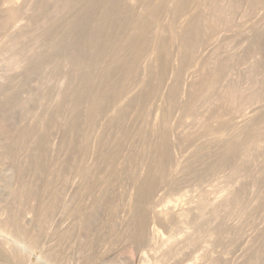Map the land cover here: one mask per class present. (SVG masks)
Instances as JSON below:
<instances>
[{"label":"rangeland","instance_id":"374dc122","mask_svg":"<svg viewBox=\"0 0 264 264\" xmlns=\"http://www.w3.org/2000/svg\"><path fill=\"white\" fill-rule=\"evenodd\" d=\"M5 1H7V0H5ZM8 1H13L15 3L17 2L16 3V9L18 11L17 12L18 15H16V16L18 17V19L16 17L14 19L15 21L13 20L14 24L13 23L12 24L14 26L13 25L9 26L8 30L6 29L4 31V33H2L3 31L0 32V36H1L0 37V152H2L1 149H3L4 146L8 145V143H10V141L15 142L16 138H19L18 140H16V142L20 140V137H17L19 135L20 128H21V131L23 129L22 127H24V129H26L25 128L26 126L31 127L33 129L29 128V129H31L32 132L27 138H25L26 141H28V143L26 144V142H23L21 144L22 146H25V145L26 146L25 147L18 146V148L15 150L16 156L14 157V159L16 158V160L11 158L12 160H14V162L8 161V160H10V158L5 159L2 155V153H0V155H1L0 156V197L2 198V200H4V198L6 196H8L9 192H6L3 190L5 183L10 184L9 187L12 188V189L10 188L11 191L12 190H18L20 188V185H19L20 182L17 181V180H19V179H17L18 176L16 173H15V175L13 174V170L15 167L20 168V166L22 165L21 168L25 169V172H26L24 175L25 179L23 178L22 184L26 185V186L31 185L32 186L31 189L36 191V193H35V191H33L35 194V195L33 194V196H35V198L37 197L38 201H39V202L37 201V198L35 200V198L33 196H32V198H29L30 199V200L28 199L29 204L27 203V201L25 202L26 205H24L25 206V208L23 210L24 212L26 211V209H27V212H30V213L32 212L33 208H34V210L35 209L37 210V208L39 207L38 204L44 203L43 200H48L46 202V204L51 205L53 200H54V199H52L51 196L54 193H56L57 189H58L57 191H60V193L57 192L56 194H58V195H56V194L55 195L58 197L61 196L62 198L65 199L64 200L61 197H59L60 204H58L59 203L58 201L56 204V208H57L58 212L57 211L54 212L56 215L53 214L54 216L52 215L53 218H51L52 219L51 221L53 224L51 223V225H49L50 228H52V229H50L47 226L49 229L47 228L48 230L46 232V227H45V229H43L41 231L42 234L40 233V230L38 232H37V230H35V228L39 229V228H37V226H35L36 223L38 225V220H37L38 218H36V216H37L36 212L33 213V215L35 214L34 215L35 217H31V216H33L31 214H30V216H27L25 214L26 212L23 213L26 215L25 220L27 222V223L24 222V224H26V225L28 224L29 228L30 229L32 228L30 232L35 233V231H36V234H41L39 244H38L39 249H36L34 251L35 253H33L31 259L28 260V262L26 261V263H28V264H33V263L34 264L35 263L40 264L41 259L39 256H41V254L44 253L43 255H48V253L51 252V253H49V255H50L54 251L56 252V250H58V249L62 250V251H60V250L58 251L61 255L60 256L61 260L59 259L60 263H59V260L56 261L55 262L56 264H85V263H87L86 260L87 261L89 260L88 264H209V263H211V264H250V259L252 257H254V254L256 253L255 256H257V254L261 255V252L263 255L262 258L264 259V251H263L264 250V246H263L264 245V176L263 177L260 176L261 174L259 172V170H261V169H259L261 167V162L264 161V159H263L264 153L262 152L263 156H260L262 154L259 153L260 155L257 156L259 160L257 162H254V163L248 164L246 162H243L244 161L243 158H241V156H239L235 162L233 161L232 163H230L229 164L230 166L228 165L227 168L225 170H223L221 173L220 172L219 173H213L211 170H210V173H208L209 171L206 172V170L209 169L211 163L215 160L214 157H217L219 155L218 153H221L222 149H223L222 151H224L225 148L226 149L232 148L235 144L241 143V146L247 148L248 150H252L255 148L256 144H258L264 138V129H262V127H264V125L262 123H260L263 121L262 118H264V0H190V4H189V7L187 9L186 15L182 16L181 14H179V15H177V18H174L173 13H171V9L175 4V0H166L165 5H166L168 11L165 10L166 13H163V15L161 16L162 18L160 17V20L158 21L159 27H158L157 33L160 36H163V37L169 39L170 38L169 35H171V32H172L171 28L173 26H174V28L176 27L175 30H177V29L183 27V25L186 24L188 19L190 20V19H193V18L198 17V16H201L200 17L202 20L201 24L204 23L202 26L207 27L206 31L208 29L207 32L209 34L207 32H205V34L207 33L205 35L206 37L204 36V40H202V42H201L202 44H200L201 47H199L197 50L198 52H196L194 54V57L192 56L193 58L190 59L185 66H183V69L181 72L182 83L180 81L181 88H179V90H181V92H180L181 97L179 99L180 103L176 107V109L173 110L171 115H167V113H166V106H168V105L166 104L167 101L165 100V98L167 99V97L164 98V96H166V92L169 95L170 91L168 92V90L172 86V84H171L173 82L172 78H175V76L173 77V72H176L175 71L176 69H174V67L176 66V64H177V69L180 66V65H178V63L180 64V62L178 61L179 57L176 56V54L177 55L179 54L178 40H176L177 42L174 40L175 44L173 42L174 46L172 45L173 48L171 50V54L173 53L175 56L172 54L173 56L171 57V55H170V57H169V64H171V65H170V68L168 66L170 72L169 71H167V72H169V74H166L169 76H166L164 78V80L166 79V81H164L165 85L163 84L162 88L161 89L159 88L160 95L157 93L158 95H155L157 98L155 96L153 98L151 97L152 101L151 100L148 101V104L146 106V109H147L146 112L147 113H149L148 109L149 110L151 109L150 113L148 114V117L143 116V118L145 117L147 119L146 120H145V118L144 119H138V118L142 117V116L139 117L138 115L143 110H140L141 109L140 107L138 110L139 105H136L137 103L132 105L134 108L130 107V110L128 111L129 113H127V115H126L127 118H125V123L123 125L124 130L128 129L129 134L126 138H123L121 140V141H123L121 143H122V146L124 149L122 148L121 154L119 155L120 157L118 158L119 159L118 165L120 166V167L119 166L118 167H119V169H121L120 170L121 172L119 175L120 179L118 178L119 179L117 182L118 184H116V182H115V184L113 183L112 185H109L108 183H106V179L103 181V179L105 177L108 179V177L106 176L108 170H107L106 164L104 162L98 161L99 155L97 157V156H95V154L98 152V149H97L98 140H97V138L98 137L100 138L101 134L102 135L104 134V136H105V134L107 135V137L102 136L105 138V140H106V138H109V140L107 139L105 142L108 144L106 145L104 143L105 145L103 146V150L105 152L114 151L117 147L115 145L117 141H115V140H118L120 138V136H121L120 132L121 131L119 129H117V131H116V128H114V129L109 128V129H107V132H106V128H107L106 124L109 121V119H111V116H114V113L115 114L117 113L116 110H118V105L116 104V107H115V104H111V107L109 106V108H108L109 110L107 109V113L105 112V115L101 116L100 120H97L96 126L94 128L89 127L88 124H86L87 121L85 122V119H88L87 117L91 116L90 115L91 114L90 107H89L90 101L88 102V100H89L88 98H85L84 103L80 102L81 104L79 107L76 106L77 110L76 109L73 110V111H76L75 113L72 111V109L75 108L74 104L76 103L75 105H78L77 102L75 101V98H74L75 92H76V94H82L83 95L84 94V88H85L84 84L81 81V78H79L80 77L79 72L76 71L77 65L85 66V65H83V63L86 64L85 62H87L91 58L90 54H92L91 53L92 50L90 49V47L92 45L90 46V44L93 41H92V38L89 36L90 34H88L86 36V39L84 41H82V46H80V48L77 51H75L76 53L73 52L72 58H69L70 56L67 53V52H69L67 47H62L65 45L59 43L60 40L65 36L67 37V40L69 39L67 42H72V39L74 40V35L70 34V32H68L66 30H67L68 25L71 22H73L75 19H77V17L79 16V13H80L79 8L74 9L73 12L72 11L69 12L66 10L64 11L63 5L61 2H59V0H38V2H37V0H16V1L15 0H8ZM105 1H107V0H105ZM133 2L130 6L132 7L133 16L135 18H137L138 16H140V14L143 15V13H144V15H145L146 8L144 7V5L148 7V4L150 2H152L150 4L155 5V3L158 4L159 1L157 2L155 0V3H154V0H150V1H147V2H149L148 4L145 0H134ZM145 2L147 5L145 4ZM20 4H21V6H20ZM133 5H135V6H133ZM170 7H171V9H170ZM144 8H145V11L143 10ZM78 11H79V13H78ZM99 12L100 11H98L96 13L95 17H98V14H100ZM171 16L173 17V19ZM19 22H20V24H19ZM92 22L93 21L90 22L89 27H88L89 32H91V30H92V26H93ZM16 23H18V24H16ZM21 24L24 26H22ZM19 25H21V26H19ZM10 27H11V29H10ZM14 27H16V28L14 29ZM17 27H19V28L17 29ZM49 27H52V35L50 36V38H47V37H45L44 33H45V30ZM19 29H20V31H19ZM129 30H128L127 34L133 33V31H135L134 27L130 28ZM7 31H9V33H11V34H9ZM66 32H68V33H66ZM14 33H15V35L19 36L18 39L19 38L25 39V40L21 39L23 41L22 46H25V49H24V47H22L23 52H25V53L21 52L22 57L20 56L21 59L19 58L18 65H14L16 67V69H15V67H13V65L11 66V64H9V62L11 60L9 58L11 57L12 51L14 50L12 48V47H14L13 44H9V43H11V42H9L10 41L9 36H11V35L13 36ZM7 35H9L8 38H5V37H7ZM3 36H4V38H3ZM20 36H23L24 38L20 37ZM6 40H8V41H6ZM121 41L123 43H121ZM119 42L124 45V44H126V39L120 40ZM86 43H90V44H86ZM105 43H106V40L103 39L101 44L104 45ZM5 44H6V46H5ZM51 44L57 45V49H56L55 53L53 54V56H51V58H49V60L45 61V63L42 64L43 66H41V68L39 69V71H37V73L36 72H34L32 74L27 73V67L26 66L29 65V63L35 57L34 54L36 53V54L42 55V54L51 53V50H50ZM84 44H86V45H84ZM121 44H119V46H121ZM251 44L253 45L252 46L253 48L251 47ZM259 45H260V47H259ZM247 46H248V48H247ZM6 47H10V49H12V50L10 51V49L6 48ZM31 48L34 50H32ZM118 49H119V47L115 51H114V49H111L113 51L114 55L117 54V56H118V51H119ZM248 50H250V51H248ZM32 51L35 53H32ZM112 51H109L107 53L108 57H106V60H104V62H103V65H105L104 67H106L105 69L109 68L111 66V64L115 63V61H117V59H118V57L116 55L115 56L111 55V54H110L111 56L109 55V53L110 52L112 53ZM114 52H116V53H114ZM31 53H32V55H31ZM23 54L25 57L23 56ZM25 54H27V55H25ZM30 56L31 57L33 56V58H31ZM170 58H171V60H170ZM172 58H174V59H172ZM175 58H177V59H175ZM7 59H9V60L7 61ZM27 59L29 60L28 64H27V62H28ZM107 59H108V61H107ZM113 59H115V60H113ZM150 59L151 58H148V56H146L145 59L143 58L142 61L139 63V66L136 68V72L137 71L138 72L135 74H137V75L139 74V75L138 76L134 75L133 78H130L128 80L129 82L128 81L126 82V86H127L126 88L127 89L125 92V98L121 100L122 102L126 101L125 104H127L129 102V100L132 97H134V95L136 93L138 94L140 92L141 81L149 79L153 69H155L154 71L157 72V70H156L157 65L155 66V63H153L154 61L152 59H151V61H149ZM175 60H176V62H175ZM107 62H108V64H107ZM174 62H175V64H174ZM223 63H228V65H229V67L227 69L228 71L226 70L227 73L224 72L225 75L222 74L223 75L222 77L223 78L225 77L224 79H222V78L219 79V81H221V82L218 81V83H220V84L217 83L218 86L216 89V97L213 99V101L207 102L205 100L206 97L204 95H202L205 93L204 90L199 92V94H201L200 96H198L199 95L198 93H195L191 96V94H190L191 87L190 86H192L193 83H195V81L196 82L199 81L198 83H200L199 85H200L201 89L207 88L209 84H213V81L214 80L216 81V79H214L216 77H214V76H216V75L218 76L219 70L221 69L219 67V65L222 67ZM73 64H74V66H73ZM108 65H110V66L108 67ZM22 67H24V70ZM25 67H26V69H25ZM102 67L103 66H101V68L98 70V73L96 71L92 76V80H93L92 82H94V84L92 83V85L94 87L97 85L95 87L96 89L99 86V83L98 84H96V83H97V81L99 82L101 72H102L100 70H102V69L105 70ZM152 67H154V68H152ZM216 68L218 70V73H216L217 72ZM19 69H21V70H19ZM17 70L19 71V73ZM24 71H26V73H27L26 76L24 73H22ZM99 71H100V73H99ZM76 72H77V74H76ZM28 74H29V76H28ZM174 74L176 75V73H174ZM213 74H215V75L213 76ZM117 75H119V74H117ZM117 75H115V78H113L114 77L113 76L112 77L113 79L112 78L110 79V81L107 83V86L116 84L117 80L120 77V75L118 77H117ZM138 77L139 78L141 77V78L139 79ZM212 77H213V79H212ZM67 79H73V81H75V83L73 85L74 89L72 88L71 90L65 92L63 90H65V81H67ZM136 79H138V80H136ZM192 81H194V82H192ZM174 82H175V79H174ZM206 84H207V86H206ZM93 86L91 88V89H93V90H91V93H92V91L93 92L96 91V89L93 88ZM168 86H170V87L168 88ZM150 87L152 89L154 87V85H152ZM128 89L130 90L129 92H128ZM137 90H138V92H136ZM70 91H73V92L69 93ZM162 91L164 92V94ZM61 92H62V94H63V92H65L67 96L64 94L62 95ZM10 93H16L18 95L17 96V102L14 104H11V105L7 104V101H6V97ZM185 94H186V96H185ZM189 94H190V96H187ZM72 95H73L74 99L71 97ZM59 97H61V98H59ZM129 97H130V99H129ZM58 99L61 102L64 99L62 103H59V105L63 107V109H60V112H57V111H59V108H62V107L56 105L59 102ZM125 99H127L128 101ZM73 100L75 101V103L73 102ZM86 100H87L88 104L86 103ZM72 104H73V107H72ZM55 106H58L59 108H57ZM148 106H150V107H148ZM113 107H115V108H113ZM81 108H83V109H81ZM78 109H80L82 111H80ZM68 110H70V111H68ZM77 111L80 112L78 114L79 115L78 117H80L81 118L80 120L84 121V122H81L79 120L82 123V124L80 123L81 125H79L81 129L79 128V133L77 135L74 134V136H73V133L70 132L71 130H69V128H67V126L69 127V125H67V123H69V122L71 123V121L74 118V115L77 114ZM109 111H111V112H109ZM112 111H114V112H112ZM73 113H74V115H73ZM70 114H72V115H70ZM50 116L53 119L55 118L54 120H52L53 122L51 124H53V125L51 128H50L51 124H49V122H48L49 126L47 125L48 120L46 119L47 117H50ZM212 117L213 118L215 117L214 119L217 118L216 119L217 121L215 120L216 123L214 121H211ZM204 118H206V119H204ZM213 118H212V120H213ZM218 118H220V120H218ZM39 119H41V120H39ZM102 119H104V120H102ZM200 120L202 122L207 121L209 124H211V122H212L211 125H213V127L215 128V132H216L215 133V136H216L215 141L213 142V144H211L210 147L207 145V143H206V146H208V147H206V146L204 147V145H205L204 141H206V140L203 138H204V136L206 137V135L204 133V135L201 136L203 134L202 131H203L204 127H202L203 126L202 124H201V126H198V125H200V124H198L201 122ZM193 121L194 122L196 121L197 125ZM198 121H200V122H198ZM254 121H257V123L256 122L254 123ZM99 122H100V125H97V124H99ZM207 122H204V124L205 123L208 124ZM83 123H85L86 125ZM191 123L194 124V126L196 128ZM224 123L227 125L224 126ZM234 124H235V126H234ZM43 125L47 128L49 127L48 128L49 129L48 135H50L47 138L48 141H46V150H47L48 154L44 155V158L47 155L46 161H44V162H46V164L48 166L46 167L45 166L46 164L44 165L46 167V170L43 171V172H45V174L40 173L39 177L37 178L38 174L36 173L37 176L34 175L35 174V171H34L35 165H34V167H32L33 163L34 164L36 163V160H34V158H37V157L36 156L34 157L35 154L32 153V152H34V149H31L33 147L31 145H34V143H32V142L35 141L34 139H36V137L40 134V133L37 134V132H40L41 129H43ZM97 126L99 127V129ZM250 126H253L255 128L254 132H253L254 135L249 130ZM100 127L101 128L103 127V128L100 129ZM140 127L142 128V130L143 129H145V131L147 130L149 132V133L147 132V134L151 133V135H152L151 130H153V129L166 128L169 131L168 135H169V138L172 139L171 142L173 144V146L171 148L172 149L171 150L172 151L171 152L172 158L173 157L175 158L177 156V159L180 160L179 161L176 158L175 159L173 158L175 160V161L173 160L174 164L178 165L180 162V164L178 165L179 170L177 168H175L174 164L172 163L173 166H172V169H170V171H172L175 168L176 170L174 169L173 171H176V172L179 171L180 172V171H184L185 169H183V168H187L188 165H189L188 166L189 168L192 167V168H190V169H192V170H190L192 172L188 171L189 168H187V170L185 171L186 173L184 172V174H183V172L182 173L177 172L178 173L177 174L176 172L172 171L171 173L174 175H172L170 173V176H174V177H170V180L167 179V181L168 180L170 181V183L168 182V184H170L171 187H170V185H168L169 187L167 188V183H166V185L163 184L161 186L160 185L158 186L156 193L153 196L154 201L152 200L153 204L157 200L155 202L156 205L154 204L155 207H157V208H155V210L153 208L149 211V214L153 213L152 215H150L151 217L148 215L149 218H153L155 216L152 220L151 219L149 220L150 222L147 225V230H150L151 233L149 231V233H150L149 234L148 231L146 230V232H147L146 241H149L148 243H150V244H148L146 241H144L143 243H140V244H136V243L134 244L129 239V238H131V234L129 232H132L131 230H133V225H130V224L131 223L133 224V222H131V221H132V219L134 220V218H135V217L133 218V213H132L133 212V209H132L133 208L132 207L133 202L132 201L136 197V193H137L136 186H135L133 178L131 176L135 175L136 173H137L136 176H140V177L143 176L146 172V169L148 167L147 163L149 161V159L147 160V156H146V154L148 155L147 151H146L147 153L145 154L146 158H142L144 156L143 153L145 152V150H147V147H144V146H147L146 145L147 143L146 142L144 143L145 139H142L137 135L138 130L141 129ZM95 128H97L96 131H95ZM192 128H194V129H192ZM89 129H90V131H89ZM93 129H94V132H92ZM103 129H104V131H103ZM219 129H220V131H219ZM221 129L223 132L221 131ZM196 131H199V132L196 133ZM200 131H201V133H200ZM35 132H36V134H34ZM117 132L119 134H117ZM192 132H194L193 133L194 135L198 134L199 136H196V137H199V139L202 137L200 140H203V142L200 141L196 137H192L193 136ZM203 132H205V131H203ZM32 133H33V135H32ZM109 133L110 134L112 133L113 137L111 135H109ZM131 133H133V134H131ZM188 133L191 135L192 140L195 139V142H193L194 140L192 141L189 138L190 135L188 136ZM86 135H90L89 138H87ZM186 135L188 138L185 137ZM249 135H251V136H249ZM148 136H149V138L151 137L150 139L153 138V136H150V135H148ZM227 136H228V138H227ZM33 137H34V139H33ZM84 137H85V139L87 138L86 141H89L88 143H90V147H91V149H89L90 155L87 154L85 158H83V156H81L78 153L76 155H74V152L76 153V148L78 146L82 145L84 142H86ZM251 137H252V139H251ZM136 139H137V141H136ZM140 139H142L143 141ZM182 139L183 140L185 139V141L191 140V143L188 144V142H187L186 144H184ZM93 140H95V141H93ZM222 140H223V143H225V141H226V143L223 144ZM257 141H258V143H257ZM140 142H141V144H140ZM227 142L228 143L230 142V143L228 144ZM24 143H25V145H24ZM76 143H77V145H75ZM182 143L184 146H181ZM29 144H31V145H29ZM93 144H94V146H93ZM179 144H181V145H179ZM185 145H188V146H185ZM223 145H225L226 147ZM227 146H229V147H227ZM181 147H182V149L184 148L185 150H181ZM27 149H28V151H27ZM199 149L201 150V152H200V154H198L197 157H200V158L195 159L194 154L197 153L196 151ZM204 149L206 150V152ZM218 149H220V150H218ZM30 150H31V152H30ZM174 150L175 151L177 150V151L175 152ZM139 151H141V152H139ZM28 153L29 154L32 153L33 155L31 156V154H30V156H29ZM139 154H141V157H138ZM184 154H186L187 156ZM26 155L28 156V158H31V159H29L28 163H27L28 159H27ZM203 155L204 156L207 155V156H205L206 159L204 158ZM17 157H19V158H17ZM95 157H97L98 160L94 159ZM128 158L131 159L132 162H126L128 160ZM141 158H142V160H141ZM203 158H204V160H203ZM145 159H146V161H145ZM81 160H84L85 162L81 161ZM134 160H135V162H134ZM93 161H95V162L92 163ZM96 161L98 162L97 164H95ZM24 162L27 163V165ZM140 162H142V163H140ZM175 162H177V163H175ZM12 163H14L15 166H13ZM15 163H17V164H15ZM79 163L82 166L81 168H80V166H78ZM91 163L93 164V167H92L93 170L90 168ZM129 163H131L132 165L134 163L135 164L134 168L132 167L131 164H130V166L132 168H130ZM187 163H188V165H187ZM75 164H76V166H75ZM94 164L98 168L97 171H94V169H96ZM182 164L185 166L183 167ZM61 165L62 166L64 165V166L61 167ZM51 166L53 167V170H55L54 173L57 172L58 170H61L59 168H64V169L66 168L67 169V170L62 169V170H64V174L66 176V179L64 176L63 180L64 179L65 180L63 182H60V181H62V179H60V178L57 180V174L56 173L54 175H53V173H49V172L53 171ZM74 166L76 167L77 170H75ZM77 166L79 169L77 168ZM98 166L99 167L101 166V169ZM180 166H182V168ZM143 167H144V169H143ZM88 168L91 169L90 171H91V174L93 175V176L91 175V177H93V179L90 177L91 180H89V182H91V183L88 182L89 185L83 179L84 175L87 172L86 170H88ZM180 169H182V170H180ZM193 169L196 170L197 172L200 171V173H202V174L204 173V174L203 175L201 174L202 177L201 176L199 177L200 173L198 174V176L197 175L193 176V174H192V173H194ZM80 170L82 172L79 175L78 173ZM10 171H12V172L10 173ZM92 171H94V172H92ZM187 171L190 172L191 174L187 173ZM201 171H203V172H201ZM83 172H84V174H83ZM131 173H132V175H131ZM175 173H176V175H175ZM50 174L53 175L54 178L55 177L56 178L55 179L52 178L53 176H50ZM11 175H13V176H11ZM101 175H102V177H101ZM204 175H206V176H204ZM50 178H52V180H50ZM171 178H173V180ZM47 179L49 181H51L50 182L51 184L50 183L47 184ZM254 179H256V180H254ZM9 180H10V182H9ZM201 180H203V181H201ZM23 181L24 182L27 181L26 182L27 184H24ZM82 181H83V183H82ZM252 181H254V182L257 181L258 183L260 181V183L257 184L256 186H254V183ZM54 182H57V184L56 183L54 184ZM202 182H203V184H202ZM92 183L95 185V186H92L93 188L91 187L94 190V192L91 189L92 196L91 197H90V195L86 196V195L91 194V193H87V194L85 193L84 194L83 191L86 192L87 187H90ZM80 184H81L82 188H80ZM99 184H100V186H98ZM106 185H109V186H107L108 188L106 187ZM182 185H184V186H182ZM115 186H117V188H115ZM174 186L176 188H174ZM240 186H242V187H240ZM44 187H48V189H46ZM55 188H56V190H55ZM38 189H40V190H38ZM63 189H64V191L65 190L66 191L63 192ZM102 189L103 190L107 189L106 191H109L107 193L111 197L110 201L111 202L114 201L113 205L115 207L117 204L118 207H116V208L119 209V211L117 210L119 212V214L117 212H116V214H118L117 216H119L120 218L119 217L115 218L116 215H115V217L111 216V214L109 213V210H108V208H109L108 206H106V208H104L105 206H103L104 205L103 202H105L106 205H108V204L106 203L107 202L106 199H105V201L102 200L103 199V197L101 196V195H103ZM231 189H233V190L234 189L235 190L244 189L243 193H245V197H244L245 198V202H244L245 205L243 206V208H234V209L229 211L228 209H226L225 206L223 207V203L225 202V199H224L225 192L227 190L231 191ZM45 190L47 191V193ZM37 191H39V192H37ZM52 191H54V192H52ZM77 191H79V192H77ZM230 191H228V192H230ZM3 193H5V194H3ZM49 194L51 196H49ZM59 194H61V195H59ZM81 194L82 195L84 194L85 196H82ZM3 195H4V198L2 197ZM122 195H124V196L122 197ZM243 196H244V194H243ZM98 197L100 198V200H102L101 201L102 202V205H101L102 206V209H101L102 212L99 213L101 211L99 208L100 211H98V213H97V216H96L97 219L95 218L96 220H94L93 224H91V225L86 224V226H87L86 227L85 223L82 222V216H79V214H74L73 212H75V209L79 210L82 205H83L82 207L87 210L88 208H90V206H92V204H94L93 202H96L99 200ZM101 197H102V199H101ZM115 197H118V198H115ZM6 198H7V200L6 199L5 200L7 202L5 201L6 202L5 204H7V205L4 204V201H2V203L5 206L11 205L10 204L11 201L8 199V197H6ZM41 198H42V200H41ZM50 198L52 199V201ZM80 198H81V200H80ZM96 198H98V200ZM121 199L123 200L122 204H121V201H122ZM78 200L80 201V203ZM86 200H89V201L86 202ZM171 200H177V202H171ZM204 200L208 201V202L210 201L209 203H211V202L214 203V206L216 205V207L218 205L219 209L217 210V214L215 217H209V216H211L209 211L204 213V214H206L205 215L206 219H209V218H211V219L207 220L210 222L206 225L205 223H203V222H207L206 219L204 218V220L202 221L203 224L200 226L201 231H199L200 232L199 233L197 230V226L195 225L196 222L199 220L198 219L199 217L197 218L196 216L200 215V211H199L200 209L198 210V207L200 208V203L203 202ZM73 201H74V204H73ZM75 201H76V203H75ZM48 202H49V204H48ZM71 202H72V204H71ZM85 204H86V206H85ZM89 204H90V206H89ZM76 205H78V206H76ZM29 206H30V208H29ZM73 206H75V207H73ZM160 206L161 207L163 206L161 208V211H160ZM1 207H2V205H0V211H2V210L5 211L8 209L7 207H5V209L1 210ZM4 207H2V208H4ZM11 207H12V205L10 206L9 209H11ZM67 207H69V208H67ZM28 209H30V210L28 211ZM11 210L16 211V208L15 209L13 208ZM11 210H9V211H11ZM83 210L81 209L79 211L84 212L85 210L84 211ZM107 210H108V212H107ZM126 210H127V212H126ZM157 211H158V215H159V212H161L160 214H163L165 216L164 217L163 215L162 216L159 215V217L161 216L163 218V219L160 218V220L162 219L163 221H160L159 217H157L158 219H156V216H158V215H154V214H156ZM167 211H169V212L167 213ZM198 212H199V214H198ZM0 214H2V213H0ZM105 214H108L110 216L109 220H108L109 217ZM184 214H185V216H184ZM204 214H203V216H204ZM207 214H210V215L207 216ZM6 216L7 215L5 214L4 217H6ZM186 216H188V218L193 217L192 219L197 218L194 220L195 224L193 222H191L193 220L189 219L190 220L189 221ZM4 217L2 216V218H4ZM27 217H28V219H27ZM111 217L113 218V220ZM169 217L172 220L174 218L175 222L174 221L173 222L174 223L177 222L176 223L177 225L174 224L170 220ZM102 218H104V219H102ZM114 218L117 221L116 220L114 221ZM0 219H1V217H0ZM32 219L35 220V222H33ZM64 219L66 221H64ZM128 219H131V220H128ZM166 219L169 222H167ZM25 220H23V221H25ZM72 220H73V222H72ZM124 220L128 221V222L126 223V222H124ZM184 220H185V222L186 221L187 222L185 223ZM111 221H114V225H112V226H110L111 224H108V222L112 223ZM164 221H166V222H164ZM50 222H49V224H50ZM162 222H163V224H162ZM170 222H171V224H170L171 227L169 226ZM179 222L182 223V225H180L181 228H179L178 232H176L177 230H175V227L173 230L172 224H174L176 226V228H178ZM188 222H190V223L188 224ZM72 223L74 225L76 224V226L72 225ZM98 223L100 225H98ZM165 223L168 224L169 229H168V227H166L164 229V226H166ZM82 224H84V226ZM103 224H107L109 226L107 227L106 225H103ZM127 224L129 226H127ZM26 225H25V227H26ZM70 225H72V226H70ZM78 225L81 227H79ZM162 225H164V226H162ZM28 226H27V229L30 230L28 228ZM73 226H74V228H73ZM124 226H127V227H124ZM148 226H149V229H148ZM82 227L84 228V230ZM92 227H93V229H92ZM155 227H158L160 229H158V228L156 229ZM208 227H210L211 229ZM213 227H214L213 231L218 232L216 234L214 233V235L212 234L213 231H212V233L210 232L213 229ZM216 227L219 229H216ZM102 228H103V230H102ZM106 228L109 230H107ZM124 228L127 229V232H125L126 229H124ZM129 228H130V231H129ZM153 229L155 230V232H153L154 231ZM156 230H158V231H156ZM195 230H196V232H198V234L196 232H194ZM69 231H72V232L75 231V232H73L74 233L73 235H70L72 233ZM86 231H87V233H86ZM67 232H69V234H67ZM209 232L214 237V240H213L212 236L210 239ZM65 233L68 236H66ZM159 233H160V235H159ZM189 233L191 234V236L193 238L197 237L196 239H198V240H195L197 242L192 243V245H191V242L190 243L187 242L188 241L187 239H189L190 241L192 239V238L191 239L189 238V235H190ZM121 234H125V235H121ZM148 234H149V238L147 237ZM54 235H56V236H54ZM61 235L64 238H62ZM63 235H65V236H63ZM41 236L42 237L44 236V237L41 238ZM100 236L102 238H99ZM186 236H187V238H185ZM217 236L219 237V239ZM160 237H162V238H160ZM55 238H56V240L59 238V239H61V241L59 239L56 241ZM147 238H148V240H147ZM151 238H152V240H151ZM215 238H217V239H215ZM90 239L92 241H90ZM113 240H116V241H113ZM55 241H56V243H55ZM86 243H89V245H88L89 248L87 247ZM43 246H45V247H43ZM74 246H75V248H73ZM79 246H81V247H79ZM58 247H60V248H58ZM104 247H105V249H104ZM90 248H91V250H90ZM171 248H172V250H171ZM49 249H51V250L53 249V252ZM101 251H102V253H101ZM169 251H170V253H173V254L170 255V253H169L168 256L165 257L167 255V254L165 255V253H167ZM171 251H173V252H171ZM34 258L36 259V261H34L35 260ZM37 258H39V259H37ZM214 258H216V260ZM247 259L249 260V262H247L248 261ZM51 262L49 264H52Z\"/></svg>","mask_w":264,"mask_h":264},{"label":"bare ground","instance_id":"6f19581e","mask_svg":"<svg viewBox=\"0 0 264 264\" xmlns=\"http://www.w3.org/2000/svg\"><path fill=\"white\" fill-rule=\"evenodd\" d=\"M16 1V0H15ZM134 0H107V1H105V0H59V2H61L62 3V5H63V8H64V11L66 10V11H69V12H73V10L74 9H76V8H79V10H80V13H79V11H78V13H79V16L77 17V19H75L73 22H71L69 25H68V27H67V30L66 31H68V32H70V34H73L74 35V40L72 39V42H67L68 40H67V37L65 36V37H63L61 40H60V42L59 43H61V44H63V45H65V46H62V47H67V49H68V51L69 52H67L68 53V55L70 56L69 58H72V55H73V52H75V51H77L79 48H80V46H82V41H84L85 39H86V36L88 35V34H90L89 36L92 38V43L90 44V43H86V44H90V49L92 50V54H90L91 55V58L87 61V62H85L86 64H84L83 63V65H85V66H80V65H77V72H79V75H80V77L79 78H81V81H82V83L84 84V86H85V88H84V94L82 95V94H76V92H75V95H74V98H75V101L77 102V104L78 105H75L76 103H75V101L73 100V102L75 103L74 104V109H72V111L73 110H77V108H76V106L77 107H79L80 106V104L81 103H84V100H85V98H88L87 100H88V102L90 103L89 105V107H90V112H91V116L90 117H87L88 119H85V122H86V124H88V126L89 127H92V128H94L95 126H96V123H97V120H100V118H101V116H103V115H105V112L107 113V109L109 108V106L111 107V104H115V107H116V104L118 105V110H116L117 111V113L115 114L114 113V116H111V119H109V121L107 122L106 120V122H107V124H106V132H107V129H114V128H116V131H117V129H119L120 131V133H121V136H120V138L118 139V140H115V141H117L116 142V149L114 150V151H111V152H105L104 150H103V146L106 144H108V143H105L106 142V140L108 139L109 140V138H106V140H105V138L104 137H107V135L105 134V136H104V134L102 135L101 133V136H100V138L98 139L97 138V140H98V145H97V149H98V152L95 154V156H97L98 157V155H99V157H98V159H97V157H95L94 159H96V160H98V161H102V162H104L105 164H106V167H107V170H108V172H107V177H108V179L105 177L104 179H103V181L106 179V183H108L109 185H112L113 183L115 184V182H116V184H118L117 182H118V180L120 179V177H119V175H120V170L121 169H119V165H118V158L120 157L119 155L121 154V151H122V148H123V146H122V143L121 142H123V141H121L123 138H126L127 136H128V134H129V131H128V129L126 130H124V128H123V125H124V123H125V118H127V113H129L128 111L130 110V107H133L132 105L133 104H136V105H139L138 106V110H139V107L141 108L140 110H143V111H141L140 113H139V117H141V118H138V119H144L145 117H148V114L150 113V110L148 109V111H149V113H147L146 111H147V109H146V106H147V104H148V101H152V98L155 96V95H160V91H159V88L161 89L162 88V86H163V84L165 83L164 81H166V79L164 80V78L166 77V76H169V75H166V74H169V68H170V65L171 64H169V57H170V55H171V57L174 55L173 53V55L171 54V50H172V45L174 46V44H175V42H174V40L176 41V40H178V43H179V54L177 55L176 54V56H178L179 57V62H180V64L178 63V65H180L179 67H178V69H177V64H176V68L174 67V69H176L175 71L176 72H173V77L175 76V78H172L173 79V82L171 83L172 84V86H171V88L168 90V92H169V95H168V93L166 92V96H164V98L165 97H167V99L165 98V100L167 101V105L168 106H166V113H167V115H171V113L173 112V110L174 109H176V107L179 105V103H180V101H179V99H180V97H181V95H180V92H181V90H179V88H181V83H182V75H181V72H182V69H183V66H185L186 64H187V62L190 60V59H192L193 57H194V54L196 53V52H198L197 50H198V48L199 47H201L200 46V44H202L201 42H202V40H204V36L208 33L207 31H208V29H207V31H206V28L207 27H203L202 25L204 24V23H202L201 24V22H202V20H201V16H198V17H195V18H193V19H188V21L186 22V24H184L183 25V27H181V28H179V29H177V30H175V28H174V26L171 28V30H172V32H171V35H169L170 36V38L168 39V38H165V37H163V36H160L158 33H157V30H158V27H159V24H158V21L160 20V17L163 15V13H166V11L165 10H167V7H166V0H156L157 2H158V4H156L155 3V0H154V3H155V5L154 4H150V3H152V2H147V1H150V0H145L146 2H147V4H148V7L147 6H145L144 5V7L146 8V13H145V15H144V13H143V15L142 14H140V16H138L137 18H135L134 16H133V14H132V7L130 6L131 4H132V2H133ZM37 2H38V0H37ZM146 2H145V4H146ZM174 2V1H173ZM17 3V2H16ZM16 3L15 2H13V1H3V0H0V32L1 31H3L2 33H4V31L7 29L8 30V27L9 26H11V25H13L14 23H13V20L17 17L16 15H18V11H17V9H16ZM31 3V2H30ZM134 3V2H133ZM32 4V3H31ZM136 4V3H135ZM146 4V5H147ZM173 4V3H172ZM189 4H190V0H175V4H174V6L172 7V9H171V7H170V9H171V13H173V16H174V18H177V15H179V14H181L182 16L183 15H186V13H187V9H188V7H189ZM20 6H21V4H20ZM133 6H135V5H133ZM169 7V6H168ZM145 8L143 9L144 11H145ZM98 11H100L99 13L100 14H98V17H95V15H96V13L98 12ZM165 11V12H164ZM168 11V10H167ZM21 12V11H20ZM143 12V11H142ZM142 15V16H141ZM188 16V15H187ZM95 17V18H94ZM168 17V16H167ZM172 17V16H171ZM185 17V16H184ZM162 18V17H161ZM200 18V19H199ZM17 19H18V17H17ZM172 19H173V17H172ZM201 20V21H200ZM15 21V20H14ZM91 21H93L92 23H93V26H92V30H91V32H89L88 31V27H89V24H90V22ZM13 23V24H12ZM16 24H18V23H16ZM19 24H20V22H19ZM22 25V24H21ZM21 25H19V26H21ZM14 26V25H13ZM22 26H24V25H22ZM52 26V25H51ZM53 27V26H52ZM52 27H49V28H47L46 30H45V37H47V38H50V36L52 35ZM132 27H134V29H135V31H133V33H128L127 34V32H128V30L130 29V28H132ZM16 27H14V29H15ZM19 27H17V29H18ZM209 28V27H208ZM10 29H11V27H10ZM13 29V28H12ZM24 30V29H23ZM133 30V29H132ZM15 31V30H14ZM18 31V30H17ZM19 31H20V29H19ZM18 31V32H19ZM130 31V30H129ZM8 33H9V31H7ZM68 32H66V33H68ZM131 32V31H130ZM205 32H207L206 34H205ZM20 33V32H19ZM65 33V34H66ZM9 34H11V33H9ZM13 34V33H12ZM209 34V33H208ZM14 35H15V33H14ZM9 36V35H7V37H5V38H8V36L10 37V41L9 42H11V43H9V44H13V46L14 47H12L14 50L12 51V55H11V57L9 58V59H11L10 60V62H9V64H11V66L13 65V67H15L14 65H18V63H19V58L21 59V54L22 53H25V52H23V48L22 47H24V49H25V46H22V40H25V39H18V37L19 36H17V35H15V36ZM22 35V34H21ZM72 35V36H73ZM88 36V37H89ZM1 37V36H0ZM20 37H23V36H20ZM206 37V36H205ZM3 38H4V36H3ZM24 38V37H23ZM122 38V39H121ZM35 39V38H34ZM103 39H105L106 40V43L103 45V44H101V42L103 41ZM123 39H126V44H121V43H123L122 41H121V43L119 42L120 40H123ZM3 40V39H2ZM6 41H8V40H6ZM71 41V40H70ZM36 42V41H35ZM105 42V41H104ZM173 42H174V44H173ZM177 42V41H176ZM5 43V42H4ZM3 43V44H4ZM58 43V44H59ZM86 44H84V45H86ZM119 44H121V46H119ZM253 44V43H252ZM251 44V47L253 46ZM83 45V46H84ZM5 46H6V44H5ZM8 46V45H7ZM11 46V45H10ZM61 46V45H60ZM59 47V46H58ZM119 47V51H118V56H117V54H115L117 57H118V59H117V61H115V63H113V64H111V66L110 65H108V67L109 68H107V69H105L106 67H104L105 65H103V62H104V60H106V57H108L107 56V53L109 52V51H112L111 49H114V51L117 49ZM176 47V46H175ZM258 47V46H257ZM259 47H260V45H259ZM6 48H9L10 49V47H6ZM70 48V49H69ZM121 48V49H120ZM247 48H248V46H247ZM253 48V47H252ZM32 49V48H31ZM56 49H57V45L56 44H51L50 45V50H51V53H49V54H42V55H40V54H36L35 52H33L32 51V53H35L34 55H35V57L33 58V56L31 57V58H33L32 59V61L29 63V60H28V62H27V64L29 63V65H27L26 67H27V73H29V74H32V73H34V72H36L37 73V71H39V69L41 68V66H43L42 64L43 63H45V61H47V60H49V58H51V56H53V54L55 53V51H56ZM12 49H10V51H11ZM32 50H34V49H32ZM253 50V49H252ZM259 50V49H258ZM9 51V52H10ZM248 51H250V50H248ZM22 52V53H21ZM173 52V51H172ZM30 53V52H29ZM32 53H31V55H32ZM71 53V54H70ZM76 53V52H75ZM74 53V54H75ZM114 53H116V52H114ZM114 55L113 54V51H112V53L110 52L109 53V55ZM25 55H27V54H25ZM110 55V56H111ZM114 55V56H115ZM21 56V57H20ZM23 56H24V54H23ZM146 56H148V58H151L154 62L153 63H155V66H156V70H157V72L156 71H154L155 69H153L152 70V72H151V75H150V78L149 79H147V80H143V81H141V83H140V92L135 96L134 95V97H132L131 99H130V97H129V102L127 103V104H125V100H127V99H125L124 101L125 102H122L121 100L122 99H124L125 98V92H126V82L130 79V78H133L134 77V75H137V74H135V73H137L136 72V68L139 66V63L142 61V59L144 58L145 59V57ZM175 56V55H174ZM193 56V57H192ZM25 57V56H24ZM29 57V58H30ZM116 57V58H117ZM115 58V59H116ZM9 59H7V61L9 60ZM23 59V58H22ZM115 59H113V60H115ZM151 59L149 60V61H151ZM172 59H174V58H172ZM175 59H177V58H175ZM87 60V59H86ZM85 60V61H86ZM170 60H171V58H170ZM242 60V59H241ZM107 61H108V59H107ZM144 61V60H143ZM174 61V60H173ZM172 61V62H173ZM192 61V60H191ZM25 62V61H24ZM113 62V61H112ZM148 62V61H147ZM146 62V63H147ZM175 62H176V60H175ZM175 62H174V64H175ZM22 63V62H21ZM73 63V62H72ZM171 63V62H170ZM25 64V63H24ZM23 64V65H24ZM105 64V63H104ZM107 64H108V62H107ZM106 64V65H107ZM173 64V65H174ZM225 64V65H224ZM154 65V64H153ZM20 66V65H19ZM73 66H74V64H73ZM72 66V67H73ZM101 66H103L102 68H104L105 70H100V71H102L101 72V76H100V80H99V82L97 81V83L96 84H98L99 83V86H98V88L96 89L95 87L97 86H93L92 85V83L94 84V82H92L93 80H92V76H93V74L97 71V73H98V70L101 68ZM168 66H169V68H168ZM26 67H25V69H26ZM58 67V66H57ZM219 67L221 68L220 70H219V73H218V70H217V68H216V70H217V72L216 73H218V76L216 75V76H214L215 74H213V76L214 77H216V78H214V79H216V81L214 80L213 81V84H209L208 85V87L207 88H203V89H201V87H200V83H198V82H196L195 81V83H193V85L192 86H190L191 87V92H190V94H191V96L193 95V94H195V93H198L199 94V92H201V91H205V93L204 94H202V95H204L205 97H206V101L207 102H212L213 101V99L216 97V89H217V83H218V81H219V79H224L222 76L223 75H225V73L224 72H226L227 73V69H228V67H229V65H228V63H223V65H222V67L219 65ZM23 68V70H24V67H22ZM152 68H154V67H152ZM187 68V67H186ZM15 69H16V67H15ZM219 69V68H218ZM19 70H21V69H19ZM138 70V69H137ZM185 70V69H184ZM215 70V71H216ZM227 70V71H226ZM18 71V70H17ZM100 71H99V73H100ZM167 71H169V72H167ZM186 71V70H185ZM77 72H76V74H77ZM18 73H19V71H18ZM22 73H24L25 74V76H26V71H24V72H22ZM174 73H176V75L174 74ZM23 74V75H24ZM29 74H28V76H29ZM117 74H119L120 75V77H119V79L117 80V82H116V84L115 85H109V86H107V83L110 81V79L113 77V78H115V75H117ZM223 74V75H222ZM119 75H117V77L119 76ZM139 75V74H138ZM137 75V76H138ZM171 75V74H170ZM25 78V77H24ZM27 78V77H26ZM70 78V77H69ZM112 78V79H113ZM139 78V77H138ZM141 78V77H140ZM139 78V79H140ZM218 78V79H217ZM28 79V78H27ZM99 79V78H98ZM117 79V78H116ZM135 79V78H134ZM145 79V78H144ZM174 79H175V82H174ZM212 79H213V77H212ZM80 80V79H79ZM132 80V79H131ZM136 80H138V79H136ZM142 80V79H141ZM202 80V79H201ZM200 80V81H201ZM210 80V79H209ZM135 81V80H134ZM170 81V80H169ZM180 81H181V83H180ZM80 82V81H79ZM129 82V81H128ZM192 82H194V81H192ZM219 82H221V81H219ZM74 83H75V81H73V79H67V81H65V90H63V91H65V92H67V91H69V90H71L72 88H73V85H74ZM135 83V82H134ZM138 83V82H137ZM174 83V84H173ZM132 84V83H131ZM130 84V85H131ZM154 85V87L151 89V87L150 86H152V85ZM162 84V85H161ZM191 84V83H190ZM218 84H220V83H218ZM82 85V84H81ZM129 85V86H130ZM136 85V84H135ZM165 85V84H164ZM169 85V84H168ZM83 86V87H84ZM92 86H93V88H95L96 89V91H92V93H91V90H93V89H91L92 88ZM170 86H168V88L170 87ZM202 86V85H201ZM206 86H207V84H206ZM205 86V87H206ZM131 87V86H130ZM132 88V87H131ZM130 88V89H131ZM74 89V88H73ZM189 89V88H188ZM133 90V89H132ZM130 90L128 89V92H129ZM189 91V90H188ZM65 92H63V94L64 95H66V93ZM73 91H70L69 93H72ZM136 92H138V90L136 91ZM163 92V91H162ZM230 92V91H229ZM132 93V92H131ZM158 93V94H157ZM184 93V92H183ZM61 94H62V92H61ZM62 94V95H63ZM163 94H164V92H163ZM190 94L189 95H187V96H190ZM229 94V93H228ZM227 94V95H228ZM61 95V96H62ZM70 95V94H69ZM73 95L71 96L72 98H73ZM133 95V94H132ZM131 95V96H132ZM180 95V96H179ZM183 95V94H182ZM201 94H199L198 96H200ZM17 94L16 93H10V94H8L7 95V97H6V101H7V104H14V103H16L17 102ZM67 96V95H66ZM130 96V95H129ZM185 96H186V94H185ZM70 97V98H71ZM152 97V98H151ZM156 97V96H155ZM160 97V96H159ZM194 97V96H193ZM59 98H61V97H59ZM63 98V97H62ZM68 98V97H67ZM73 98V99H74ZM157 98V97H156ZM198 98V97H197ZM196 98V99H197ZM155 99V98H154ZM189 99V98H188ZM193 99V98H192ZM62 100V99H61ZM64 100V99H63ZM63 100H62V102H63ZM87 100H86V103L88 104V102H87ZM259 100V99H258ZM58 104H56V105H58V106H60L59 105V103H62L59 99H58ZM83 101V102H82ZM128 101V100H127ZM81 102V103H80ZM182 102V101H181ZM122 104V105H121ZM135 105V106H136ZM58 106H55V107H57V108H59ZM162 106V105H161ZM60 107H62V106H60ZM72 107H73V104H72ZM88 107V108H89ZM115 107H113V108H115ZM148 107H150V106H148ZM134 108V107H133ZM163 108V107H162ZM60 109H63V107L62 108H59V111H57V112H60ZM69 109V108H68ZM81 109H83V108H81ZM78 110H80V109H78ZM109 110V109H108ZM56 111V110H55ZM62 111V110H61ZM68 111H70V110H68ZM80 111H82V110H80ZM213 111V110H212ZM56 112V113H57ZM74 113L76 112V111H73ZM109 112H111V111H109ZM112 112H114V111H112ZM72 113V112H71ZM74 113H73V115H74ZM80 112L79 111H77V114H75L74 115V118H73V120L71 121V123L69 124V123H67V125H69V127L67 126V128H69V130H71L70 132H72L73 133V136H74V134H78L79 133V128H80V126L79 125H81L82 123L81 122H84V121H81L80 119V117H78ZM222 113V112H221ZM109 114V113H108ZM113 114V113H112ZM211 114V113H210ZM58 115V114H57ZM70 115H72V114H70ZM212 115V114H211ZM214 115V114H213ZM143 116H145L144 118H143ZM215 116V115H214ZM218 116V115H217ZM226 116V115H225ZM58 117V116H57ZM73 117V116H72ZM106 117V116H105ZM210 117V116H209ZM99 118V119H98ZM213 118V117H212ZM212 118H211V121H214L215 123H216V119H214L213 118V120H212ZM226 118V117H225ZM48 121H47V125L49 126V124H51L53 121L52 120H54L51 116L50 117H47L46 118ZM72 119V118H71ZM70 119V120H71ZM83 119V118H82ZM147 118H145V120H146ZM204 119H206V118H204ZM209 119V118H208ZM263 119V121L262 122H260V123H262L263 125H264V118H262ZM39 120H41V119H39ZM81 122H80V121ZM102 120H104V119H102ZM216 120V121H215ZM218 120H220V118H218ZM222 120V119H221ZM201 121V120H200ZM200 121H198V122H200ZM209 121V120H208ZM229 121V120H228ZM48 122H49V124H48ZM57 122V121H56ZM55 122V123H56ZM104 122V121H103ZM144 122V121H143ZM194 122V121H193ZM204 122H207V121H204ZM204 122H200V123H198V124H200V125H198V126H201V124L203 125L202 127H204L203 128V131H205V132H203L202 131V135L201 136H203L204 135V133H205V135H206V137L204 136V138L203 139H205L206 141H204L205 143V145H204V147L206 146V143H207V145L210 147L211 146V144H213V142L215 141V128L213 127V125H211L212 124V122H211V124H209L208 122V124H204ZM210 122V121H209ZM221 122V121H220ZM257 123V121H254V123ZM54 123V124H55ZM81 123V124H80ZM194 123H196V121L194 122ZM227 123V122H226ZM83 124H85V123H83ZM85 124V125H86ZM192 124V123H191ZM46 125V126H47ZM52 125L53 124H51V126H50V128L52 127ZM97 125H100V122H99V124H97ZM193 126H194V124H192ZM196 125H197V123H196ZM225 125H227V124H225L224 123V126ZM250 125V124H249ZM256 125V124H255ZM260 125V124H259ZM223 126V125H222ZM234 126H235V124H234ZM88 127V128H89ZM98 127V126H97ZM195 127V126H194ZM258 127V126H257ZM23 129H22V131H21V128H20V132H19V135L17 136V137H20V140L19 141H17L16 142V140H18L19 138H16L15 136V138H16V140H15V142L13 141V142H11L10 140V143H8V145H6V146H4L3 147V149H1L2 150V152H0V153H2V155H3V157L5 158V159H7V158H10V160H8V161H12V162H14V160H16V158L14 159V157L16 156L15 155V150L18 148V146H22L21 144L23 143V142H26V144L28 143V141H26V139L25 138H27L30 134H31V129H33V128H31V127H25L26 129H24V127H22ZM28 128V129H27ZM29 128H31V129H29ZM49 128V127H48ZM47 127H45L44 125H43V129H41V131L40 132H37V134H39L37 137H36V139H34V137H33V139L35 140V141H33L32 143H34V145H31V144H29V145H31V146H33L31 149H34V152H32V153H34L35 155H34V157L36 156L37 158H34V160H36V163L34 164L33 163V166L32 167H34V165H35V168H34V171H35V174L34 175H36L37 176V174H38V176H37V178L39 177V174L40 173H44L45 174V172H43V171H45L46 170V167L48 166L47 164H46V162H44V161H46V156H45V158H44V155L45 154H48L47 153V150H46V141H48L47 140V138H48V136H50V135H48L49 133H48V129ZM66 128V129H67ZM91 128V129H92ZM103 128V127H102ZM101 127H100V129H102ZM141 128V127H140ZM196 128V127H195ZM199 128V127H198ZM201 128V127H200ZM249 128V127H248ZM259 128V127H258ZM81 129V128H80ZM96 129L97 128H95V131H96ZM98 129H99V127H98ZM192 129H194V128H192ZM217 129V128H216ZM223 129V128H222ZM222 129H221V131H222ZM254 127L253 126H250V132L251 133H253L254 132ZM257 129V128H256ZM262 129H264V127H262ZM89 131H90V129H89ZM103 131H104V129H103ZM152 131V135H151V133L150 134H147V130L145 131V129H143L142 130V128L140 129V130H138V132H137V135L140 137V138H142V139H145L144 140V143L146 142L147 144V146H144V147H147V150H145V152L143 153L144 154V156L142 157V158H146L145 157V154L148 152V155L146 154V156H147V160L149 159V161H148V167H147V169H146V172H145V174L143 175V176H136V174L135 175H133V176H131L132 178H133V181H134V184H135V186H136V189H137V193H136V197L134 198V200L132 201L133 202V218H134V220L132 219V221L131 222H133V224L131 223L130 225H133V230H131L132 232H129L130 234H131V238H129L130 239V241H132V243H136V244H140V243H143L144 241H146V235H147V232H146V230H147V225H148V223L150 222L149 220L151 219H153V218H149V216L150 215H152L153 213H151V214H149V211L151 210V209H153L154 208V210H155V208H157V207H155V202L157 201H155L154 202V204H153V196L155 195V193H156V190H157V188H158V186L160 185H163V184H165L166 185V183H167V188L169 187L168 185H170V184H168V182L170 183V177H174V176H170V173L175 169V168H177L178 169V165L180 164V162H179V164L178 165H176V164H174L173 163V160L176 158L177 159V156L173 159L172 158V146H173V144H172V139H170L169 138V135H168V130L166 129V128H161V129H153V130H151ZM219 131H220V129H219ZM218 131V132H219ZM82 132V131H81ZM92 132H94V129H93V131ZM112 132V131H111ZM199 131H196V133H198ZM223 132V131H222ZM96 133V132H95ZM94 133V134H95ZM104 133V132H103ZM114 133V132H113ZM149 133V132H148ZM191 133V132H190ZM194 132H192V134H193ZM200 133H201V131H200ZM34 134H36V132L34 133ZM85 134V133H84ZM117 134H119L118 132H117ZM116 134V135H117ZM131 134H133V133H131ZM32 135H33V133H32ZM109 135H111L112 136V133L110 134L109 133ZM115 135V136H116ZM136 135V136H137ZM148 135H150V136H153V138L152 139H150L149 138V136ZM190 134L188 133V136H189ZM217 135V134H216ZM253 135H254V133H253ZM252 135V136H253ZM87 136V138H89V136L90 135H86ZM96 136V135H95ZM102 136H104V137H102ZM130 136V135H129ZM196 136H199L198 134L197 135H194L193 134V136L192 137H196ZM249 136H251V135H249ZM13 137V136H12ZM110 137V136H109ZM113 137V136H112ZM117 137V136H116ZM132 137V136H131ZM138 137V138H139ZM185 137H187V135L185 136ZM32 138V137H31ZM87 138L85 139V137H84V139H85V141L87 140ZM91 138V137H90ZM130 138V137H129ZM128 138V139H129ZM136 138V137H135ZM150 140H149V139ZM188 138V137H187ZM189 138L192 140V138H191V135L189 136ZM196 138H198L199 139V137H196ZM202 138V137H201ZM200 138V139H201ZM207 138V139H206ZM227 138H228V136H227ZM32 139V140H33ZM83 139V140H84ZM142 139H140V140H142ZM148 139V140H147ZM186 139V138H185ZM185 139L183 140V142H184V144H186L187 142H188V144H190L191 143V140H188V141H185ZM199 139V140H200ZM251 139H252V137H251ZM261 139V138H260ZM25 140V141H24ZM89 140V139H88ZM127 140V139H126ZM135 140V139H134ZM148 142H147V141ZM194 140V141H193ZM192 141L193 142H195V139H193ZM197 140V139H196ZM198 140V141H199ZM93 141H95V140H93ZM136 141H137V139H136ZM143 141V140H142ZM190 141V142H189ZM200 141H202L203 142V140H200ZM199 141V142H200ZM225 141V140H224ZM30 142V141H29ZM89 141H86V142H84L82 145H80V146H78L77 148H76V153L74 152V155H76L77 153L78 154H80L81 156H83V158H85L86 157V155L87 154H89V152H90V150L89 149H91V147H90V143H88ZM125 142V141H124ZM181 142V141H180ZM192 142V143H193ZM242 142V141H241ZM31 143V142H30ZM105 143V144H104ZM222 143H223V140H222ZM225 143H226V141H225ZM225 143H223V144H225ZM228 143V142H227ZM230 143V142H229ZM228 143V144H229ZM243 143V142H242ZM257 143H258V141H257ZM140 144H141V142H140ZM177 144V143H176ZM201 144V143H200ZM199 144V145H200ZM215 144V143H214ZM24 145H25V143H24ZM49 145V144H48ZM75 145H77V143L75 144ZM125 145V144H124ZM175 145V144H174ZM179 145H181V144H179ZM193 145V144H192ZM26 146V145H25ZM25 146H22V147H25ZM93 146H94V144H93ZM143 146V145H142ZM181 146H184L183 145V143H182V145ZM185 146H188V145H185ZM203 146V145H202ZM208 146H206V147H208ZM223 146H225V145H223ZM29 147V146H28ZM48 147V146H47ZM226 147V146H225ZM224 147V148H225ZM227 147H229V146H227ZM202 148V147H201ZM96 149V150H97ZM124 149V148H123ZM145 149V148H144ZM143 149V150H144ZM180 149V148H179ZM203 149V148H202ZM222 149V148H221ZM95 150V151H96ZM181 150H185L184 148L182 149V147H181ZM205 150V149H204ZM212 150V149H211ZM218 150H220V149H218ZM223 150V149H222ZM221 150V153H218L219 155L217 156V157H214L215 158V160L211 163V165H210V167H209V169H207L206 170V172L207 171H209L208 173H210V170L213 172V173H221L223 170H225L226 168H227V166L230 164V163H232L233 161L235 162L236 161V159H238V157L239 156H241V158H243V162H246V163H248V164H250V163H254V162H257L259 159H258V157L257 156H259L260 154L259 153H261L262 154V152L264 153V138H263V140H261L258 144H256V146H255V148L254 149H252V150H248L247 148H245V147H243V146H241V143H237V144H235L232 148H225L224 149V151H222ZM27 151H28V149H27ZM33 151V150H32ZM94 151V150H93ZM147 151V152H146ZM175 151V150H174ZM177 151V150H176ZM175 151V152H176ZM193 151V150H192ZM214 151V150H213ZM212 151V152H213ZM30 152H31V150H30ZM49 152V151H48ZM92 152V151H91ZM139 152H141V151H139ZM181 152V151H180ZM179 152V153H180ZM197 153H195L194 155H195V159L196 158H200V157H197L198 156V154H200V152H201V150L199 149V150H197L196 151ZM205 152H206V150H205ZM32 153H30L31 154V156L33 155ZM182 153V152H181ZM188 153V152H187ZM191 153V152H190ZM210 153V152H209ZM29 154V153H28ZM30 154H29V156H30ZM142 154V153H141ZM141 154H139V156L138 157H141ZM212 154V153H211ZM79 155V156H80ZM90 155V154H89ZM184 155H186V154H184ZM189 155V154H188ZM1 156V155H0ZM27 156V155H26ZM134 156V155H133ZM174 156V155H173ZM187 156V155H186ZM204 156V155H203ZM205 156H207V155H205ZM205 156H204V158H205ZM210 156V155H209ZM212 156V155H211ZM260 156H263V154L262 155H260ZM89 157V156H88ZM87 157V158H88ZM132 157V156H131ZM136 157V156H135ZM11 158H13L14 160H12ZM17 158H19V157H17ZM32 158V159H33ZM80 158V157H79ZM134 158V157H133ZM142 158H141V160H142ZM180 158V157H179ZM193 158V159H194ZM204 158H203V160H204ZM27 159H28V161H27V163L29 162V159H31V158H28V156H27ZM45 159V160H44ZM76 159V158H75ZM138 159V158H137ZM191 159V158H190ZM206 159V158H205ZM210 159V158H209ZM264 159V158H263ZM18 160V159H17ZM26 160V159H25ZM87 160V159H86ZM129 160V161H128ZM128 160L126 161V162H132L131 161V159H129L128 158ZM133 160V159H132ZM177 160H179V159H177ZM187 160V159H186ZM185 160V161H186ZM7 161V160H6ZM20 161V160H19ZM80 161V160H79ZM81 161H84V160H81ZM145 161H146V159H145ZM175 161V160H174ZM180 161V160H179ZM189 161V160H188ZM263 161V160H262ZM5 162V161H4ZM16 162V161H15ZM48 162V161H47ZM75 162V161H74ZM77 162V161H76ZM85 162V161H84ZM87 162V161H86ZM95 161H93L92 163H94ZM134 162H135V160H134ZM3 163V162H2ZM11 163V162H10ZM25 163V162H24ZM27 163H25L26 165H27ZM52 163V162H51ZM63 163V162H62ZM66 163V162H65ZM91 163V165H90V168L92 169V167H93V164ZM98 162L96 161V163L95 164H97ZM137 163V162H136ZM140 163H142V162H140ZM174 164V169L172 170V171H170V169H172V166H173V164ZM175 163H177V162H175ZM208 163V162H207ZM13 164V166H15L14 165V163H12ZM15 164H17V163H15ZM21 164V163H20ZM30 164V163H29ZM46 164V165H45ZM61 164V163H60ZM72 164V163H71ZM94 164V165H95ZM128 164V163H127ZM130 164L131 163H129V166H130ZM144 164V163H143ZM142 164V165H143ZM185 164V163H184ZM205 164V163H204ZM46 167H45V166ZM52 165V164H51ZM65 165V164H64ZM63 165V166H64ZM86 165V164H85ZM101 165V164H100ZM132 165V164H131ZM134 163H133V165H132V167L134 168ZM146 165V164H145ZM187 165H188V163H187ZM207 165V164H206ZM18 166V165H17ZM62 165H61V167H63ZM66 166V165H65ZM75 166H76V164H75ZM74 166V168H75V170H77L76 169V167ZM78 166H80V168L82 167L81 165H80V163H79V165ZM78 166H77V168H78ZM119 166V167H118ZM177 166V167H176ZM182 166L184 167L185 165H183L182 164ZM182 166H180L181 168H182ZM189 166V165H188ZM187 166V168H189ZM230 166V165H229ZM22 167V165L20 166V168H18V167H15L14 168V170H13V174L15 175V173L17 174V179H19V180H17V181H19L20 182V188L18 189V190H10V188L11 187H9V185L10 184H6L5 183V186L3 187L4 189V191H6V192H9L8 193V196H6V197H8V199L11 201L10 202V204L12 205V207L15 209L16 208V211H12L11 209H13L12 207H11V209H9L10 208V206L11 205H8V206H5V205H7V204H5L7 201V198L5 197L4 198V195L2 196L3 198H4V200H2V198L0 199V205H2V207H7L8 209L7 210H5V211H3L2 209H5V207L4 208H2L1 207V210L4 212H2V211H0V213H2V214H0V217H1V219H0V264H28V263H26V261L28 262V260H30L31 259V257H32V255H33V253H35L34 251L36 250V249H39L38 248V244H39V240H40V235L42 234V230L43 229H45V227H46V232H47V230L50 228V226L49 225H51V223H52V219L51 218H53L52 217V215L53 214H55L54 212L55 211H57V208H56V204H57V201L59 202L60 201V199H59V197H61V196H56V195H58V194H56L57 192H59L60 193V191H57L56 190V188H55V190H56V193H54L52 196L49 194V196H51L52 197V199H54L53 200V202H52V204L50 205L49 204V202H48V204L49 205H47L46 204V202L48 201V200H43L44 201V203H41V204H38V208H37V210L35 211L34 210V208L32 209V212L30 213V212H27V209H26V213L23 211L24 210V208H25V206L24 205H26L25 204V202L27 201V203H28V199L29 198H32V196H33V194H34V192L33 191H35V190H32L31 188H32V186L31 185H23L22 184V180H23V178H24V175H25V169H23V168H21ZM50 167V166H49ZM52 167V166H51ZM69 167V166H68ZM84 167V166H83ZM99 167V166H98ZM131 166H130V168H132ZM13 168V167H12ZM57 168V167H56ZM73 168V167H72ZM95 168L96 169H94V171H97L98 170V168L96 167V165H95ZM100 169H101V166L99 167ZM187 168H183V169H185L184 171H177L178 173H182L183 172V174H184V172L187 170ZM190 168H192V167H190ZM188 169V171H190V170H192V169ZM59 169H61V170H58L57 172H55L56 174H57V180L60 178V179H62V181H60V182H63L65 179H66V176H65V174H64V170L66 169H64V168H59ZM62 169H64V170H62ZM79 169V168H78ZM91 169H89L88 168V170H86L87 172H86V174L84 175V180H85V182L86 183H88L89 182V180H91V178L93 179V177H91ZM99 169V170H100ZM143 169H144V167H143ZM259 169H261V170H259V172H260V176H264V161L263 162H261V167L259 168ZM52 170H53V167H52ZM51 170V171H52ZM67 170V169H66ZM83 170V169H82ZM93 170V169H92ZM106 170V171H107ZM176 170V169H175ZM179 170V169H178ZM180 170H182V169H180ZM199 170V169H198ZM27 171V170H26ZM54 171L55 170H53L52 172H49V173H53V175L55 174L54 173ZM94 171H92V172H94ZM105 171V170H104ZM103 171V172H104ZM187 171V173H190V172H192V171H190V172H188ZM12 171H10V173H11ZM82 171L80 170L79 171V175H80V173H81ZM85 172V171H84ZM84 172H83V174H84ZM142 172V171H141ZM173 172H176V171H173ZM176 172V173H177ZM193 172L194 173H192L193 174V176H198V174L200 173V171H196V170H194L193 169ZM201 172H203V171H201ZM225 172V171H224ZM9 173V174H10ZM37 173V174H36ZM66 173V172H65ZM140 173V172H139ZM176 173H175V175H176ZM177 173V174H178ZM186 173V172H185ZM43 174V175H44ZM95 174V173H94ZM99 174V173H98ZM105 174V173H104ZM142 174V173H141ZM172 174V173H171ZM191 174V173H190ZM195 174V175H194ZM201 174L202 173H200V175H199V177L201 176ZM204 174V173H203ZM202 174V175H203ZM28 175V174H27ZM53 175H51L50 174V176H53ZM131 175H132V173H131ZM172 175H174V174H172ZM208 175V174H207ZM11 176H13V175H11ZM56 176V175H55ZM64 176H65V179L63 180V178H64ZM68 176V175H67ZM93 176V175H92ZM97 176V175H96ZM204 176H206V175H204ZM9 177V176H8ZM42 177V176H41ZM91 177V178H90ZM99 177V176H98ZM101 177H102V175H101ZM100 177V178H101ZM186 177V176H185ZM190 177V176H189ZM188 177V178H189ZM198 177V178H199ZM202 177V176H201ZM27 178V177H26ZM52 178H54V176L52 177ZM52 178H50V180H52ZM56 178V177H55ZM54 178V179H55ZM68 178V177H67ZM70 178V177H69ZM72 178V177H71ZM76 178V177H75ZM79 178V177H78ZM119 178V179H118ZM131 178V179H132ZM196 178V177H195ZM8 179V178H7ZM14 179V178H13ZM25 179V178H24ZM36 179V178H35ZM49 179V178H48ZM47 179V184L48 183H50L51 181H49ZM53 179V180H54ZM74 179V178H73ZM130 179V178H129ZM167 179H169L168 181H167ZM172 180H173V178H171ZM186 179V178H185ZM206 179V178H205ZM15 180V179H14ZM44 180V179H43ZM68 180V179H67ZM72 180V179H71ZM80 180V179H79ZM82 180V179H81ZM254 180H256V179H254ZM39 181V180H38ZM199 181V180H198ZM201 181H203V180H201ZM261 181V180H260ZM260 181H259V183H260ZM9 182H10V180H9ZM27 182V181H26ZM26 182H24L23 181V183L24 184H27ZM59 182V181H58ZM69 182V181H68ZM99 182V181H98ZM97 182V183H98ZM101 182V181H100ZM172 182V181H171ZM251 182V181H250ZM253 183H254V186H256L257 184H259L257 181H252ZM13 183V182H12ZM57 184V182H54V184ZM82 183H83V181H82ZM89 183H91V182H89ZM89 183H88V185H89ZM103 183V182H102ZM132 183V182H131ZM130 183V184H131ZM179 183V182H178ZM192 183V182H191ZM200 183V182H199ZM22 184V185H21ZM31 184V183H30ZM51 184V183H50ZM53 184V185H54ZM61 184V183H60ZM67 184V183H66ZM72 184V183H71ZM70 184V185H71ZM93 184V183H92ZM91 184V186L90 187H87V190H86V192L85 191H83L84 192V194L86 193H91V194H88V195H86V196H89L90 195V197L92 196V191L94 192V190L92 189L93 187L92 186H95L94 184L92 185ZM172 184V183H171ZM186 184V183H185ZM202 184H203V182H202ZM262 184V183H261ZM52 185V186H53ZM76 185V184H75ZM86 185V184H85ZM97 185V184H96ZM102 185V184H101ZM109 185H106V187L107 186H109ZM36 186V185H35ZM56 186V185H55ZM54 186V187H55ZM60 186V185H59ZM98 186H100V184L98 185ZM176 186V185H175ZM174 186V188H176ZM182 186H184V185H182ZM199 186V185H198ZM246 186V185H245ZM39 187V186H38ZM37 187V188H38ZM57 187V186H56ZM92 187V188H91ZM170 187H171V185H170ZM240 187H242V186H240ZM34 188V187H33ZM41 188V187H40ZM44 188H46V189H48V187H44ZM80 188H82L81 187V184H80ZM99 188V187H98ZM108 188V187H107ZM115 188H117V186H115ZM114 188V189H115ZM173 188V189H174ZM257 188V187H256ZM12 189V188H11ZM17 189V188H16ZM43 189V188H42ZM52 189V188H51ZM54 189V188H53ZM91 189H92V191H91ZM105 189V188H104ZM38 190H40V189H38ZM60 190V189H59ZM62 190V189H61ZM68 190V189H67ZM79 190V189H78ZM85 190V189H84ZM96 190V189H95ZM107 190V189H106ZM106 190H103L102 189V193H103V195H101L102 197H103V199H102V197H101V199L103 200V201H105V199L107 200V204L108 205H106L105 204V202H103L104 203V205L103 206H105L104 208H106V206H108L109 208H108V210H109V213L111 214V216H113V217H115V215H116V217L115 218H117V217H119V216H117L118 214H119V209L118 208H116V207H118L117 206V204H116V207L113 205V202H111L110 201V199H111V197L108 195V193L107 192H109V191H106ZM176 190V189H175ZM233 189H231V191L230 190H227L226 192H225V197H224V199H225V202L223 203V207L225 206L226 207V209H228L229 211L230 210H232V209H234V208H243V206L245 205L244 204V202H245V193H243L244 192V189H237V190H233ZM46 191V190H45ZM66 191V190H65ZM64 191V189H63V192H65ZM97 191V190H96ZM172 191V190H171ZM228 191H230V192H228ZM37 192H39V191H37ZM52 192H54V191H52ZM77 192H79V191H77ZM82 192V193H83ZM134 192V191H133ZM35 193H36V191H35ZM44 193V192H43ZM46 193H47V191H46ZM49 193V192H48ZM67 193V192H66ZM123 193V192H122ZM121 193V194H122ZM3 194H5V193H3ZM7 194V193H6ZM56 194V195H55ZM68 194V193H67ZM75 194V193H74ZM78 194V193H77ZM82 195V196H85V195ZM95 194V193H94ZM107 194V195H106ZM133 194V193H132ZM243 194H244V196H243ZM35 195V194H34ZM41 195V194H40ZM59 195H61V194H59ZM72 195V194H71ZM80 195V196H81ZM176 195V194H175ZM37 196V195H36ZM48 196V197H49ZM65 196V195H64ZM97 196V195H96ZM115 196V195H114ZM120 196V195H119ZM124 195H122V197H123ZM34 198H35V196H33ZM39 197V196H38ZM41 197V196H40ZM76 197V196H75ZM94 197V196H93ZM126 197V196H125ZM129 197V196H128ZM37 198V197H36ZM36 198H35V200H36ZM62 198V197H61ZM89 198V197H88ZM99 198V197H98ZM98 198H96L97 200H98ZM115 198H118V197H115ZM6 199V200H5ZM51 199V198H50ZM52 199H51V201H52ZM59 199V200H58ZM62 199H64V198H62ZM61 199V200H62ZM76 199V198H75ZM171 199V198H170ZM179 199V198H178ZM8 200V201H9ZM30 200V199H29ZM41 200H42V198H41ZM65 200V199H64ZM63 200V201H64ZM70 200V199H69ZM77 200V199H76ZM80 200H81V198H80ZM83 200V199H82ZM92 200V199H91ZM102 200H100V198H99V200L98 201H96V202H93L94 204H92V206H90V204H89V206H90V208H88L87 210L85 209V208H83L82 206V208L80 207V209L79 210H83L84 212H82V211H79L78 209H75V212H73L74 214H79V216H82V222L83 223H85V226H86V224L87 225H91V224H93V222H94V220H96L97 219V213H98V211H100L101 209H102ZM116 200V199H115ZM122 200V199H121ZM126 200V199H125ZM153 200V201H152ZM180 200V199H179ZM2 201H4V204L2 203ZM6 201V202H5ZM37 201H38V198H37ZM42 201V202H43ZM72 201V200H71ZM79 201V200H78ZM87 201H89V200H86V202ZM120 201V200H119ZM129 201V200H128ZM32 202V201H31ZM30 202V203H31ZM39 202V201H38ZM37 202V203H38ZM65 202V201H64ZM160 202V201H159ZM171 202H177V200H171ZM210 202V201H209ZM208 201H203V202H201L200 203V208L198 207V210L200 211V215H198L199 214V212H198V216H196L199 220L196 222V224H195V219H197V218H194V219H192V218H188V216H186L187 218H188V220L189 219H191V220H193V221H191V222H193L196 226H197V230H198V232L199 231H201L200 230V226L203 224V223H205L206 225L210 222V221H207V220H209V219H211V218H209V219H206V217H205V215L206 214H204V213H206V212H208L209 211V213L211 214V216H209V217H215L216 216V214H217V210L219 209L218 208V205H217V207H216V205L214 206V203H209ZM2 203V204H1ZM34 203V202H33ZM36 203V204H37ZM51 203V202H50ZM75 203H76V201H75ZM79 203H80V201H79ZM123 203V200L121 201V204ZM127 203V202H126ZM29 204V203H28ZM27 204V205H28ZM58 204H60V202L58 203ZM70 204V203H69ZM71 204H72V202H71ZM70 204V205H71ZM73 204H74V201H73ZM115 204V203H114ZM225 204V205H224ZM4 205V206H3ZM65 205V204H64ZM80 205V204H79ZM120 205V204H119ZM24 206V207H23ZM58 206V205H57ZM61 206V205H60ZM76 206H78V205H76ZM85 206H86V204H85ZM158 206V205H157ZM33 207V206H32ZM36 207V206H35ZM73 207H75V206H73ZM72 207V208H73ZM123 207V206H122ZM126 207V206H125ZM129 207V206H128ZM163 207V206H162ZM161 206H160V211H161V208H162ZM29 208H30V206H29ZM67 208H69V207H67ZM71 208V209H72ZM79 208V207H78ZM99 208H100V210H99ZM121 208V207H120ZM159 208V207H158ZM9 210H11V211H9ZM30 209H28V211H29ZM105 210V209H104ZM108 210H107V212H108ZM118 210V211H117ZM158 210V209H157ZM34 212H36V218H38L37 220H38V225H37V223L35 224V226H37V228H39V229H36L35 228V230H37V232L40 230V233L41 234H36V231H35V233H32V232H30L31 231V229L29 228V226H28V224L26 225V224H24V222H26V220H25V218H26V215L27 216H30V214L31 215H33V213ZM58 212V211H57ZM56 212V213H57ZM71 212V211H70ZM102 212V210L99 212V213H101ZM116 212L118 213V214H116ZM126 212H127V210H126ZM152 212V211H151ZM169 211H167V213H168ZM23 213H25V214H23ZM131 213V214H132ZM161 212H159V215H163V214H160ZM6 214L7 216L6 217H4V215ZM71 214V213H70ZM202 214V215H201ZM203 214H204V216H203ZM210 214H207V216L208 215H210ZM5 218H2V216ZM35 215V214H34ZM31 216V217H35V216ZM56 215V214H55ZM100 215V214H99ZM104 215V214H103ZM105 215H107L109 218H108V220L110 219V216L108 215V214H105ZM121 215V214H120ZM127 215V214H126ZM135 215V216H134ZM149 215V216H148ZM154 215H158V211L156 212V214H154ZM159 215L158 216H156V219H158L157 217H159ZM167 215V214H166ZM169 215V214H168ZM182 215V214H181ZM25 216V217H24ZM54 216V215H53ZM73 216V215H72ZM71 216V217H72ZM132 216V215H131ZM159 217V220H160V218H162V217ZM164 216V215H163ZM184 216H185V214H184ZM151 217V216H150ZM165 217V216H164ZM30 218V217H29ZM74 218V217H73ZM96 218V219H95ZM99 218V217H98ZM112 218V217H111ZM114 218V221L116 220ZM120 218V217H119ZM125 218V217H124ZM129 218V217H128ZM170 218V217H169ZM173 218V217H172ZM204 218L206 219V221L207 222H203L202 223V221L204 220ZM27 219H28V217H27ZM66 219V218H65ZM64 219V221H66ZM102 219H104V218H102ZM163 219V218H162ZM160 220V221H163V220ZM23 220H25V221H23ZM36 220V221H37ZM57 220V219H56ZM68 220V219H67ZM99 220V219H98ZM106 220V219H105ZM112 220H113V218H112ZM128 220H131V219H128ZM170 220L173 222L174 221V218H173V220L170 218ZM32 221L33 222H35V220H33L32 219ZM51 221V222H50ZM63 221V220H62ZM114 221H111L112 223H109L108 222V224H111L110 226H112V225H114ZM117 221V220H116ZM166 221H167V219H166ZM166 221H164V222H166ZM179 221V220H178ZM181 221V220H180ZM190 221V220H189ZM49 222H50V224H49ZM69 222V221H68ZM67 222V223H68ZM72 222H73V220H72ZM81 222V221H80ZM101 222V221H100ZM99 222V223H100ZM124 222H128V221H125L124 220ZM159 222V221H158ZM167 222H169V221H167ZM175 222V221H174ZM173 222V223H174ZM184 222H185V220H184ZM187 222V221H186ZM185 222V223H186ZM27 223V222H26ZM98 223V225H100ZM106 223V222H105ZM130 223V222H129ZM128 223V224H129ZM161 223V222H160ZM177 223V222H176ZM176 223H174V224H176ZM180 223V222H179ZM178 223V228H176V226L174 225V224H172V227H173V230H174V227H175V230H177L176 232H178V229L179 228H181L180 227V225H182V223H180L179 224ZM190 222H188V224H189ZM48 224V225H47ZM53 224V223H52ZM102 224V223H101ZM123 224V223H122ZM127 224V226H129ZM162 224H163V222H162ZM166 224V223H165ZM170 224H171V222L169 223V226H170ZM25 225H26V227H25ZM72 225H74L73 223H72ZM72 225H70V226H72ZM83 226H84V224H82ZM95 225V224H94ZM93 225V226H94ZM103 225H106L107 227L109 226V225H107V224H103ZM120 225V224H119ZM126 225V224H125ZM174 225V226H173ZM177 225V224H176ZM27 226H28V228L30 229V230H28L27 229ZM34 226V227H35ZM49 228H48V227ZM64 226V225H63ZM74 226H76V224L74 225ZM74 226H73V228H74ZM79 226V225H78ZM116 226V225H115ZM114 226V227H115ZM123 226V225H122ZM121 226V227H122ZM127 226H124V227H127ZM162 226H164V225H162ZM79 227H81V226H79ZM78 227V228H79ZM87 227V226H86ZM98 227V226H97ZM96 227V228H97ZM166 227H168V224H166V226H164V229L166 228ZM171 227V226H170ZM188 227V226H187ZM48 228V229H47ZM59 228V227H58ZM61 228V227H60ZM72 228V227H71ZM83 228V227H82ZM112 228V227H111ZM156 229L158 228V227H155ZM154 228V229H155ZM163 228V227H162ZM208 228H210V227H208ZM222 228V227H221ZM50 229H52V228H50ZM80 229V228H79ZM92 229H93V227H92ZM107 229V228H106ZM114 229V228H113ZM124 229H126V228H124ZM148 229H149V226H148ZM153 229V230H154ZM158 229H160V228H158ZM168 229H169V227H168ZM167 229V230H168ZM171 229V228H170ZM211 229V228H210ZM216 229H219V228H217L216 227ZM58 230V229H57ZM62 230V229H61ZM64 230V229H63ZM72 230V229H71ZM83 230H84V228H83ZM98 230V229H97ZM96 230V231H97ZM102 230H103V228H102ZM107 230H109V229H107ZM214 230V227H213V229L210 231L211 233H212V231ZM33 231V232H34ZM45 231V230H44ZM80 231V230H79ZM99 231V230H98ZM113 231V230H112ZM129 231H130V228H129ZM148 231V233H149V231L150 230H147ZM156 231H158V230H156ZM209 231V230H208ZM224 231V230H223ZM222 231V232H223ZM69 232H71L72 234H70V235H73L74 233L73 232H75V231H69ZM69 232H67V234H69ZM81 232V231H80ZM108 232V231H107ZM106 232V233H107ZM125 232H127V229H126V231ZM153 232H155V230L153 231ZM171 232V231H170ZM194 232H196V230L194 231ZM198 232H196L197 234H198ZM209 232V236H210V239H211V233ZM49 233V232H48ZM77 233V232H76ZM86 233H87V231H86ZM101 233V232H100ZM123 233V232H122ZM150 233H151V231H150ZM149 233V234H150ZM157 233V232H156ZM161 233V232H160ZM160 233H159V235H160ZM173 233V232H172ZM200 233V232H199ZM214 233L216 234V233H218L217 231L216 232H214L213 231V235H214ZM66 233H65V235L66 236H68ZM95 234V233H94ZM97 234V233H96ZM102 234V233H101ZM149 234H148V238H149ZM158 234V233H157ZM190 234V233H189ZM196 234V235H197ZM44 235V234H43ZM65 235H63V236H65ZM69 235V236H70ZM100 235V234H99ZM121 235H125V234H121ZM120 235V236H121ZM127 235V234H126ZM218 235V234H217ZM220 235V234H219ZM54 236H56V235H54ZM76 236V235H75ZM83 236V235H82ZM85 236V235H84ZM88 236V235H87ZM95 236V235H94ZM119 236V237H120ZM156 236V235H155ZM188 236V235H187ZM187 236L185 237V238H187ZM44 237V236H43ZM42 236H41V238H43ZM61 237H62V235H61ZM71 237V236H70ZM89 237V236H88ZM97 237V236H96ZM111 237V236H110ZM113 237V236H112ZM213 237V236H212ZM216 237V236H215ZM218 237V236H217ZM60 238V237H59ZM58 238V239H59ZM62 238H64V237H62ZM68 238V237H67ZM77 238V237H76ZM82 238V237H81ZM91 238V237H90ZM99 238H102L101 236L99 237ZM117 238V237H116ZM115 238V239H116ZM128 238V237H127ZM148 238H147V240H148ZM160 238H162V237H160ZM189 238L191 239V241L189 240V239H187L188 241V243H190L191 242V245H192V243H196L197 241H195V240H198V239H196L197 237H192L191 236V234L189 235ZM54 239V238H53ZM57 239V240H58ZM78 239V238H77ZM92 239V238H91ZM90 239V241H92ZM113 239V238H112ZM172 239V238H171ZM215 239H217V238H215ZM218 239H219V237H218ZM55 240H56V238H55ZM56 240V241H57ZM60 241H61V239H59ZM63 240V239H62ZM69 240V239H68ZM81 240V239H80ZM86 240V239H85ZM88 240V239H87ZM94 240V239H93ZM100 240V239H99ZM98 240V241H99ZM123 240V239H122ZM128 240V239H127ZM151 240H152V238H151ZM184 240V239H183ZM213 240H214V237H213ZM45 241V240H44ZM56 241H55V243H56ZM79 241V240H78ZM97 241V242H98ZM107 241V240H106ZM105 241V242H106ZM113 241H116V240H113ZM112 241V242H113ZM186 241V240H185ZM193 241V242H192ZM54 242V241H53ZM65 242V241H64ZM83 242V241H82ZM94 242V241H93ZM92 242V243H93ZM104 242V241H103ZM119 242V241H118ZM121 242V241H120ZM147 243L149 242V241H146ZM169 242V241H168ZM72 243V242H71ZM99 243V242H98ZM97 243V244H98ZM102 243V242H101ZM163 243V242H162ZM53 244V243H52ZM69 244V243H68ZM79 244V243H78ZM87 244V247H88V245H89V243H86ZM105 244V243H104ZM114 244V243H113ZM131 244V243H130ZM145 244V243H144ZM148 244H150V243H148ZM58 245V244H57ZM62 245V244H61ZM67 245V244H66ZM74 245V244H73ZM100 245V244H99ZM133 245V244H132ZM143 245V244H142ZM190 245V244H189ZM59 246V245H58ZM64 246V245H63ZM70 246V245H69ZM94 246V245H93ZM98 246V245H97ZM264 246V245H263ZM41 247V246H40ZM43 247H45V246H43ZM79 247H81V246H79ZM91 247V246H90ZM144 247V246H143ZM58 248H60V247H58ZM62 248V247H61ZM73 248H75V246L73 247ZM89 248V247H88ZM57 249V248H56ZM100 249V248H99ZM104 249H105V247H104ZM49 250H51V249H49ZM60 249H58V250H56V252L54 253L53 252V249L51 250L53 253L52 254H50L49 255V253H51V252H47L48 253V255H43V254H41V256H39L40 257V259H41V263L42 264H49L51 261V263L52 264H54L56 261H58L59 259L61 260V255H60V253L58 252ZM82 250V249H81ZM90 250H91V248H90ZM171 250H172V248H171ZM60 251H62V250H60ZM260 251V250H259ZM258 251V252H259ZM264 251V250H263ZM37 252V251H36ZM58 252V253H57ZM87 252V251H86ZM92 252V251H91ZM166 252V251H165ZM171 252H173V251H171ZM257 252V253H258ZM62 253V252H61ZM101 253H102V251H101ZM170 253V251L169 252H167V253H165V257H167L168 256V254ZM95 254V253H94ZM173 253H170V255H172ZM254 254V253H253ZM256 254V253H255ZM255 254H254V257H252L251 259H250V264H264V259L262 258L263 257V255H262V252H261V255L260 254H257V256H255ZM38 256V255H37ZM97 256V255H96ZM36 257V256H35ZM92 257V256H91ZM63 258V257H62ZM35 259V258H34ZM33 259V260H34ZM37 259H39V258H37ZM83 259V258H82ZM85 259V258H84ZM96 259V258H95ZM94 259V260H95ZM213 259V258H212ZM215 260H216V258H214ZM263 259V260H262ZM60 260H59V263H60ZM93 260V261H94ZM248 260V259H247ZM34 261H36V259L34 260ZM63 261V260H62ZM89 261V260H88ZM88 261L86 260V262L87 263H85V264H88ZM263 261V262H262ZM30 262V261H29ZM39 262V263H40ZM54 262V263H53ZM212 262V261H211ZM247 262H249V260L247 261ZM40 263V264H41ZM34 264V263H33ZM35 264H37V263H35ZM56 264V263H55ZM209 264H211V263H209Z\"/></svg>","mask_w":264,"mask_h":264}]
</instances>
